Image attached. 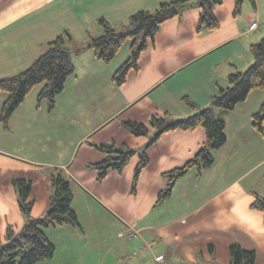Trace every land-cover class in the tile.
Segmentation results:
<instances>
[{
    "label": "crops",
    "instance_id": "1",
    "mask_svg": "<svg viewBox=\"0 0 264 264\" xmlns=\"http://www.w3.org/2000/svg\"><path fill=\"white\" fill-rule=\"evenodd\" d=\"M170 1L174 0H0V79L29 67L63 32L70 34L72 40L65 45L74 51L102 34L100 19L121 34L128 28L132 14L152 13L160 4ZM254 3L253 8L249 0H244L240 14L234 16V0H223L213 8L218 23L214 30L199 26V8H183L180 15L160 24L153 44L139 57L138 69L130 71L121 86L112 81L117 65L99 61L90 49L72 55L74 72L57 97L66 104L69 112L66 123L72 124L74 142L71 151L63 154L62 159L57 158L59 162L46 164L65 174L73 194L71 208L77 216L72 206L76 197L86 204L89 213L95 212L91 203H97L105 211L104 219L110 216L116 220L117 238L128 240L131 245L138 241L151 242L146 255H162L163 261L168 259L164 263L177 264L174 252L179 256L187 248L183 245L172 250L173 236L168 237L171 227L176 228L175 238L188 236L192 229L208 228L210 225L205 222L220 218L228 208V200L230 204H233L231 200H236L238 205L244 202L241 210L247 211L251 193L264 195L261 191L264 135L251 125L252 115L263 102V90L251 91L245 101L230 111L213 109V116L224 121V145L210 151L213 163L209 168L203 169L198 159V165L175 182L171 196L162 202H157V198L167 185L165 173L182 167L197 155L205 142V132L202 128L171 130L146 148L156 132L149 126L152 117L179 120L194 114L196 109L208 107L218 86H227L230 74L244 71L252 64L249 45L264 36V0ZM252 22L257 27L249 30ZM65 90L68 100L66 96L62 98ZM184 97L196 107L185 105ZM34 106L36 111L42 107L41 103ZM16 115L21 119V113L14 111L9 119L11 125L0 126L9 132V128L14 130V125L15 134L20 135L26 126L16 121ZM124 122L143 124L148 127V134L135 137ZM102 145L124 146L137 153L146 148L148 164L139 175L134 193L133 174L138 156L131 158L121 173L110 172L98 181L91 165L105 158L98 149ZM9 152L3 153V157H14ZM15 159L36 165L26 155ZM3 174L0 165V177ZM7 182L12 184L11 179ZM32 189L33 181L31 193ZM181 200L184 208L179 207ZM81 232L85 234L83 229ZM130 233H135L136 238L129 237ZM204 240L208 242L204 244L207 256L203 254V245L188 248L187 259L193 264H209L216 254L213 239ZM160 246H164V252L158 251ZM227 252L230 259L229 246Z\"/></svg>",
    "mask_w": 264,
    "mask_h": 264
},
{
    "label": "trees",
    "instance_id": "2",
    "mask_svg": "<svg viewBox=\"0 0 264 264\" xmlns=\"http://www.w3.org/2000/svg\"><path fill=\"white\" fill-rule=\"evenodd\" d=\"M223 0H174L159 5L154 12L138 11L128 19V28L123 33L117 34L114 28L104 19H100L99 25L102 34L91 39L85 47L76 48L74 51L65 44L72 38L67 32L59 34L52 40L46 49L29 67L9 77L0 79V90L7 93L0 110V125L6 126L14 111L24 101L30 90L42 84L37 100L46 101L47 109L52 111L55 107L56 97L63 91L67 78L73 74L74 66L72 55L86 49L93 51L97 59L104 63H110L121 45L126 39H130L129 56L126 61L115 71L112 81L121 86L125 83L127 74L138 69V60L141 53L153 44L154 37L161 23L180 15L185 7L196 6L200 10L199 26L208 30L218 27L213 8ZM244 0H234L232 14H240ZM254 8V0H249ZM249 53L252 56V64L244 71H236L228 76V84L225 87L218 86L217 92L210 98L208 107L200 108L194 114L179 120H172L168 116L152 117L149 126L156 130L150 138L146 148L153 144L163 133L171 130H194L202 128L205 132V142L200 147L197 155L186 162L182 167L165 173L166 187L158 194L157 202H162L171 196L173 185L183 177L194 165L201 160L203 169L209 168L213 163L211 150L220 149L225 143L224 121L213 116V109L230 111L245 101L253 90L264 91V36L257 42L249 45ZM182 102L195 108V104L187 97ZM123 125L129 133L135 137H144L148 134V127L143 124L124 122ZM251 125L262 136L264 135V99L256 113L251 117ZM145 148V149H146ZM98 149L105 154V158L97 164L91 165L97 173V180L102 181L110 172L121 173L129 160L135 155L138 162L134 169L132 191L140 173L148 164L145 149L139 153L128 147H116L114 145H102ZM54 194L50 201L46 215L41 218H33L31 211L34 201L30 199L31 182L24 179H13L16 187L17 203L20 211L26 216L25 224L16 232L11 226H6L3 237L0 236V264H37L51 259L55 248L46 237L44 229L49 226H61L71 224L80 227L77 215L71 208L73 194L68 181L60 175L52 177ZM251 209L264 212V197L251 193ZM82 230V228L80 229ZM230 264H254L255 252L245 250L238 244L229 246Z\"/></svg>",
    "mask_w": 264,
    "mask_h": 264
},
{
    "label": "rangeland",
    "instance_id": "3",
    "mask_svg": "<svg viewBox=\"0 0 264 264\" xmlns=\"http://www.w3.org/2000/svg\"><path fill=\"white\" fill-rule=\"evenodd\" d=\"M118 30L123 31V28ZM130 43V39L123 42L111 61L112 65L120 67L127 60ZM39 56H36L35 60ZM73 58L74 56H72V61ZM80 70V67H78L77 71L80 72ZM85 81L92 84L89 80H83V82ZM105 81L108 82V79ZM41 87L42 84L33 87L15 110L21 113V119L18 120L17 115L15 116L16 121L26 126V131L24 130L23 134H15L14 131H17V128L14 125V130L9 128V132L0 126V165L4 169V174L0 177L1 237L4 235L6 226H11L18 232L26 221V216L20 211L16 201L17 198L14 197L13 191L16 193V187L12 185L13 179L33 181L30 199L34 201V205L31 215L37 219H41L46 215L53 197L54 186L51 178L60 175L63 179H66L61 169L48 167L46 163L59 162L58 159H62L63 154L71 151L72 142H74L71 136L74 137L75 132L71 129L72 124L66 123L69 112L66 104L59 100L60 97H57L54 112L49 113L47 111L45 108L47 106L46 101H41L42 107L36 111L34 104H39L37 96ZM66 90L62 98L66 96L68 100L69 95H66ZM6 98L7 93L0 90V110ZM195 111H198V109ZM15 113L17 114V112ZM72 118L73 114L70 116V119ZM8 123L11 125L10 121ZM66 135L68 137L65 140ZM5 152L11 153L9 155L14 157H3ZM25 155L29 157L31 162H36V165H30L26 162L23 163L22 160L15 159L17 156ZM7 179H11L10 183L12 184H8ZM262 187L261 191L264 193ZM231 201L233 204H230V200H228L226 203L228 208L220 218L205 222L210 225L208 228L199 226L198 229H192L188 236L175 238L176 228L171 227L168 237L173 236L172 250L175 251V247L181 248L183 245L187 248V250H183L182 254H179L180 257L186 259H180L177 253L174 252L175 258L178 259L177 264H180V261L183 262L181 264H193V261L190 262L187 259L189 257L188 248L191 246L197 245L200 247L203 245V254L207 256L208 249L206 245H208V242L204 239L208 237L213 239L216 252L215 255L213 254L211 261L209 260V264H230L228 252L226 253V251L227 247L232 244H238L245 250H254V264H264V212L251 209L250 205L247 207V211L241 210L244 202H239L238 205L235 203L236 200ZM72 206L77 211L80 227L64 224L45 228L44 233L54 246L55 251L51 259L37 264H166L164 261L168 263V259L156 261L155 254H152V257L150 254H145V252L151 250V242L142 243L138 241L131 245L128 240L117 238L115 234L117 230L116 220L110 216L104 219L103 214L105 211L97 203H91V208H94L95 211H92V213L86 211V204H83L79 197H76ZM179 207L184 208L183 200L179 203ZM81 228L85 234H82ZM163 247L160 246L158 251L164 252ZM146 256V260L140 262Z\"/></svg>",
    "mask_w": 264,
    "mask_h": 264
},
{
    "label": "built area",
    "instance_id": "4",
    "mask_svg": "<svg viewBox=\"0 0 264 264\" xmlns=\"http://www.w3.org/2000/svg\"><path fill=\"white\" fill-rule=\"evenodd\" d=\"M257 27V23L256 22H252L250 25H249V30H253ZM129 237L131 238H134L135 237V233H130L129 234ZM163 259V256L162 255H158L155 257V260L156 261H161Z\"/></svg>",
    "mask_w": 264,
    "mask_h": 264
},
{
    "label": "water",
    "instance_id": "5",
    "mask_svg": "<svg viewBox=\"0 0 264 264\" xmlns=\"http://www.w3.org/2000/svg\"><path fill=\"white\" fill-rule=\"evenodd\" d=\"M169 123H172V121H170Z\"/></svg>",
    "mask_w": 264,
    "mask_h": 264
}]
</instances>
